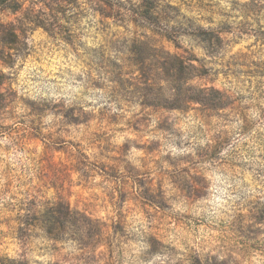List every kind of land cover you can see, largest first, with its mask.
Here are the masks:
<instances>
[{
  "label": "rangeland",
  "instance_id": "obj_1",
  "mask_svg": "<svg viewBox=\"0 0 264 264\" xmlns=\"http://www.w3.org/2000/svg\"><path fill=\"white\" fill-rule=\"evenodd\" d=\"M0 30V264H264V0H0ZM167 53L212 103L149 101Z\"/></svg>",
  "mask_w": 264,
  "mask_h": 264
},
{
  "label": "trees",
  "instance_id": "obj_2",
  "mask_svg": "<svg viewBox=\"0 0 264 264\" xmlns=\"http://www.w3.org/2000/svg\"><path fill=\"white\" fill-rule=\"evenodd\" d=\"M134 15L141 18V21L147 19V16L143 10L138 8L134 10ZM10 30L11 37L17 40L19 33L15 27L5 26ZM45 27V26H44ZM3 30H0L2 35ZM171 39L172 36H167ZM140 48H137L136 51L141 53ZM135 68L138 72L146 75L156 76L157 74H164L165 78L161 79L159 82H154L153 78H149L142 87V91L145 96L151 97L149 101L153 98L156 99L158 96H162L161 99L164 101H170L172 104H164L168 108L172 109H185L186 105L192 103L197 104H210L213 99L208 98V90L201 87L189 86L188 81L192 78L189 73L196 68L193 63H188L184 58L178 55H171L169 53L165 54L162 57V61L159 60L158 63L154 64L152 60L148 58L141 57L139 60L134 62ZM161 71V72H158ZM210 92L220 93V90L216 88H211ZM191 93H194L193 96H190ZM153 101V100H152ZM176 101L179 104H175ZM215 101V99H214ZM154 103V102H147ZM163 105V104H162ZM45 218L42 220L43 224L51 230L57 229L59 231H67L68 227L75 226V234L82 239L84 235L83 227L78 223H82L79 218L78 221H74V218L77 215H82L80 212H76L71 209V207L65 203H58L55 207L49 208L45 211ZM84 219L90 220V218L84 216ZM11 264H28L25 261H15L9 259Z\"/></svg>",
  "mask_w": 264,
  "mask_h": 264
}]
</instances>
